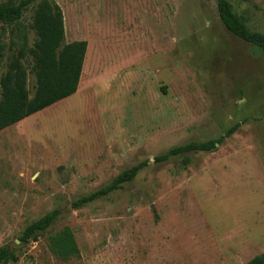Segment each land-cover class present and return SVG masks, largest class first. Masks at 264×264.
<instances>
[{
    "label": "rangeland",
    "instance_id": "obj_1",
    "mask_svg": "<svg viewBox=\"0 0 264 264\" xmlns=\"http://www.w3.org/2000/svg\"><path fill=\"white\" fill-rule=\"evenodd\" d=\"M18 3L20 0H0ZM64 44L85 41L76 93L0 132V249L8 264H246L264 254V58L221 24L214 0H47ZM264 34V0H228ZM35 5L0 23L8 58L32 48ZM27 90L35 79L26 57ZM234 132L210 153L157 162ZM146 162L135 178L73 203ZM53 210L56 221L19 237ZM68 228L78 254L48 238Z\"/></svg>",
    "mask_w": 264,
    "mask_h": 264
},
{
    "label": "trees",
    "instance_id": "obj_2",
    "mask_svg": "<svg viewBox=\"0 0 264 264\" xmlns=\"http://www.w3.org/2000/svg\"><path fill=\"white\" fill-rule=\"evenodd\" d=\"M216 12L224 28L239 40L256 47L264 58V34L251 32L242 16L235 14L228 0H214ZM35 5L31 29L35 41L27 53L22 51L8 58L6 71L0 76V131L11 127L24 119L47 109L62 100L74 95L78 89L80 74L87 44L85 41H74L64 44L63 19L58 6L47 0H20L0 4V23L11 26L19 21L24 12ZM5 46L0 43V60L4 58ZM28 57L32 63V74L35 89L32 97L27 90V73L23 61ZM235 128H230L215 141L205 143H188L167 151L163 156L155 158L157 162L170 157L187 153H210L216 145L229 137ZM146 162L139 163L119 174L110 184L94 193L79 198L73 203L74 208L105 197L124 184L131 182ZM58 210L40 224L26 228L19 241L28 243L36 233H43L56 221ZM48 249L56 258L66 261L78 254V248L71 231L66 228L48 238ZM16 263L17 258L6 248L0 249V264ZM246 264H264V254L254 257Z\"/></svg>",
    "mask_w": 264,
    "mask_h": 264
},
{
    "label": "crops",
    "instance_id": "obj_3",
    "mask_svg": "<svg viewBox=\"0 0 264 264\" xmlns=\"http://www.w3.org/2000/svg\"><path fill=\"white\" fill-rule=\"evenodd\" d=\"M27 119V118H26ZM26 119H24V120H26ZM20 123V122H19ZM16 125V124H15ZM14 126V125H13ZM12 127V126H11ZM10 128V127H9ZM8 129V128H7ZM4 130H6V129H4ZM4 130H2V131H4ZM2 131H0V132H2Z\"/></svg>",
    "mask_w": 264,
    "mask_h": 264
}]
</instances>
